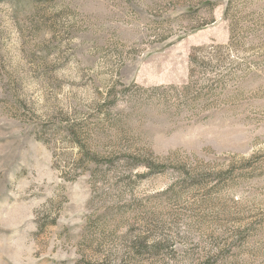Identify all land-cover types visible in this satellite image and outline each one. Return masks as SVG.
I'll return each instance as SVG.
<instances>
[{"label": "rangeland", "instance_id": "1", "mask_svg": "<svg viewBox=\"0 0 264 264\" xmlns=\"http://www.w3.org/2000/svg\"><path fill=\"white\" fill-rule=\"evenodd\" d=\"M0 264H264V0H0Z\"/></svg>", "mask_w": 264, "mask_h": 264}, {"label": "trees", "instance_id": "2", "mask_svg": "<svg viewBox=\"0 0 264 264\" xmlns=\"http://www.w3.org/2000/svg\"><path fill=\"white\" fill-rule=\"evenodd\" d=\"M77 141H78V143H80L79 140L76 139V142ZM137 163H143V165H146V166L149 165L150 166L152 162H150V158H146L145 160H142L141 162L139 161Z\"/></svg>", "mask_w": 264, "mask_h": 264}]
</instances>
